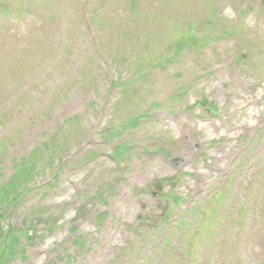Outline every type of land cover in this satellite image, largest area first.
<instances>
[{
  "label": "rangeland",
  "instance_id": "rangeland-1",
  "mask_svg": "<svg viewBox=\"0 0 264 264\" xmlns=\"http://www.w3.org/2000/svg\"><path fill=\"white\" fill-rule=\"evenodd\" d=\"M0 1L6 4L0 15V191L34 146L48 154L40 142L52 134L49 148L64 138L68 147L52 158L53 170L79 147L96 150L40 204V193L28 190L6 209L2 222L30 234L66 204L58 223L66 222L45 244L27 237L19 246L24 256L76 235L95 245L102 232L95 229L96 215L110 209L119 221L115 251L89 253L85 264H264V194L256 211V184L242 186L229 207L235 185H224L222 201L212 200L210 212L198 219L184 215L155 248L157 231L149 224L165 210L163 200L151 201L152 191L168 190L177 180L183 185L175 191L188 193L197 177L217 185L225 172L233 173L232 158L248 141L264 137V0ZM188 28L206 42L198 48L183 38L175 48ZM203 99L217 112H203ZM128 117L134 121L122 125ZM119 144L127 151L113 160ZM224 155L229 158L212 161ZM203 158L219 172H207L198 163ZM47 175H35L34 182ZM171 175L175 179L164 181ZM7 194L0 193V214ZM47 203L27 216L30 205ZM47 258L39 255L37 264Z\"/></svg>",
  "mask_w": 264,
  "mask_h": 264
},
{
  "label": "trees",
  "instance_id": "trees-1",
  "mask_svg": "<svg viewBox=\"0 0 264 264\" xmlns=\"http://www.w3.org/2000/svg\"><path fill=\"white\" fill-rule=\"evenodd\" d=\"M118 150H120V148H118ZM31 166H32V165H31ZM16 174H17L18 177H20V176H24L25 179H28V177H30V174L25 173L23 170H18V171L16 172ZM10 186H11V185L9 184V185L6 186V187H10ZM6 187H3V188L1 189V191H0V193L3 192V191L5 190ZM4 199H5V201L10 202V200L7 198L6 195H4ZM12 244H13V243L10 242V245H12ZM12 254H13V252H6V251H4V249L2 248V249H1V253H0V261H6V259L10 258V256H11Z\"/></svg>",
  "mask_w": 264,
  "mask_h": 264
}]
</instances>
